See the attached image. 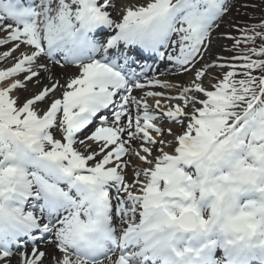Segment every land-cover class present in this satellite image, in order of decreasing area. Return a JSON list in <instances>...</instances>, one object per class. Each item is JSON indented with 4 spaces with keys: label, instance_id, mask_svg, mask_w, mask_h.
I'll return each mask as SVG.
<instances>
[{
    "label": "snow or ice",
    "instance_id": "6c2138e0",
    "mask_svg": "<svg viewBox=\"0 0 264 264\" xmlns=\"http://www.w3.org/2000/svg\"><path fill=\"white\" fill-rule=\"evenodd\" d=\"M114 8V0L27 4L0 0V31L7 33L0 45L18 42L12 52L27 46L12 67L0 71V261L4 264L16 249L21 264H43L45 252H38L36 241L51 242L49 237L61 254L55 264H145L149 247L137 248L147 209L160 204L163 196L184 195L180 184L188 178L178 166L191 161L194 146L225 155L241 141L251 139L250 148L264 145V32L255 31L264 24L253 26V35L235 40L238 47L242 41L256 43L259 37V48H249L230 61L217 56L196 68L205 54L211 56L210 33L226 13L228 0H150L146 6L123 7L119 22L110 14ZM12 52L5 51L4 58ZM165 59L177 72L194 71V79L178 97H165L183 100L185 106L191 103V112L179 105L163 106L162 117L177 123L180 118L190 120L183 135L176 137V155L161 147L155 167L143 169L147 182L139 188L142 194L136 195L135 185L125 183L122 172L128 161L122 158L133 151V140H142V152L152 156L157 145L152 133L161 135L157 126L161 117L147 98L163 94L145 91L138 99L133 91L170 87L155 75L147 78L151 65L145 61ZM49 63L74 65L79 74L60 84ZM213 68L228 71L212 84L214 90H207L202 77L213 76ZM58 88L63 89L59 98ZM198 93L205 98L199 99ZM155 109H162L159 98ZM90 125L94 130L81 139ZM125 133L127 138L122 139ZM86 141L95 142L97 149L79 151L78 143L91 149ZM135 155L152 164L139 151ZM137 219L140 226L134 227ZM244 223L248 224L247 217ZM29 244L31 254L26 255L23 249Z\"/></svg>",
    "mask_w": 264,
    "mask_h": 264
},
{
    "label": "clouds",
    "instance_id": "9594fccd",
    "mask_svg": "<svg viewBox=\"0 0 264 264\" xmlns=\"http://www.w3.org/2000/svg\"><path fill=\"white\" fill-rule=\"evenodd\" d=\"M250 143L251 139L248 143L241 141L225 155L210 154L208 149L200 151L194 146L196 154L191 161L181 164H198L200 178L186 175L178 166L188 178L180 184L184 195L163 196L160 204L149 205L137 251L147 245L149 257L153 254L163 256L167 264H194L200 253L179 244L178 239L181 236L196 239L213 229L240 241L259 239L264 243V200L242 202L243 194L249 189L264 196V145L250 148ZM239 152L245 156L238 157ZM222 167L229 170L222 172ZM248 170L251 175H246ZM160 191H164L163 186ZM204 201L209 204L201 210ZM133 223L134 227L140 226V221Z\"/></svg>",
    "mask_w": 264,
    "mask_h": 264
},
{
    "label": "rangeland",
    "instance_id": "374dc122",
    "mask_svg": "<svg viewBox=\"0 0 264 264\" xmlns=\"http://www.w3.org/2000/svg\"><path fill=\"white\" fill-rule=\"evenodd\" d=\"M115 1L117 2V6H118L119 5L118 3L120 0H115ZM251 1L252 0H228V8H227L226 13L216 22V25H214L213 30L210 33V44L208 47V53H211V56H209L208 54H205L204 58L200 61V63H198L196 65V68H200L201 65L204 64L205 61L212 62L217 56L223 57L225 59V61L231 60L230 54H231L233 46H234L233 45L234 44L233 36L235 35L234 20L236 19L237 15H239V11L243 8V6H245L247 3L251 2ZM121 2H122V4H121L120 10H122L123 7H127V6H132V7L146 6V4L148 2H150V0H121ZM115 7H116V5H115ZM121 12L123 14V11H121ZM228 37H232V38H228ZM0 39H5V36L0 35ZM26 47L27 46H25V48ZM215 62L219 63L222 61L216 60ZM242 62L243 61H236L235 63H242ZM210 71L213 73V76L209 77L206 74L205 77H202L203 86L207 90H214L212 88V84L218 83L219 79L222 78L223 73L228 71V69H222L221 70V69L213 68ZM189 72L192 73V77H194V71H189ZM189 72H188V74H187V72H184V76L189 75ZM179 80L180 79L174 80L175 85L173 86V88L177 89L180 87L179 85L182 83L179 82ZM197 97L199 99L205 98V97H203L202 93H198ZM151 101L154 102L155 99L151 98ZM189 105H190V109L186 113H190L192 110L191 103H189ZM198 106H202V105H198ZM188 120H190V116L187 119L183 118L182 122H179V123L176 122L177 124L175 125L176 126L175 129L180 127V130L174 131V132H173L172 128H170L168 126V123H164L161 125V122H159L160 127L163 130L162 132L164 134L166 132H168V135L164 139L165 145L167 147H170L172 144V148H173L174 152H175V148L179 146L178 141L176 140V137H178L179 135H183L184 131H186V123L188 122ZM183 124H184V128L182 127ZM181 128H183V129H181ZM60 135H61L60 133H58V132L56 133L57 138H60ZM171 138H172V142L171 141L168 142V139H171ZM159 146L160 145H156V147H157L156 149H159ZM135 152H137V151H135L133 149V151H131L129 154H127L123 158V160L128 161L127 168L129 169V172L127 174V180H128L129 185H135V182H137V181H139L138 184H144V183H146V182H144V180L147 179V178H145V179L136 178L137 172H139L141 175L142 171L135 169L136 163L132 159L133 155H135ZM154 155H155V158H157L159 155H162V152H160V151L155 152L154 151ZM237 156L242 158L245 156V153L239 152L237 154ZM181 165H183V164H181ZM196 165L198 167V170L201 172L199 165L198 164H196ZM133 167H134L135 171H134ZM225 168L227 170H229L227 167H222L220 170H223Z\"/></svg>",
    "mask_w": 264,
    "mask_h": 264
},
{
    "label": "bare ground",
    "instance_id": "6f19581e",
    "mask_svg": "<svg viewBox=\"0 0 264 264\" xmlns=\"http://www.w3.org/2000/svg\"><path fill=\"white\" fill-rule=\"evenodd\" d=\"M121 2V0H120ZM111 16L113 18H116L118 19L117 21H119L121 19V10L119 8H114L113 10H111L110 12ZM21 47V46H20ZM5 51H10V49L8 48V45H0V71H3V70H6L7 68L9 67H12L14 65V63L16 62L15 61V58H18L16 57V55H14V53L12 52V55L8 58H4L3 56V53ZM11 52V51H10ZM49 68H50V71L52 74H54L55 77L59 78V82L60 84H65L66 83V80L67 79H70V78H74L76 75L79 74V70L76 66H72V65H67V66H59L58 64H50L49 63ZM154 75L158 77H160L161 75H165V77L170 81L171 78H175V79H180L179 82L182 83V86H181V89H183L184 87H189L190 84H191V80L194 79V77H192V73L189 72V75L187 76H184V72L183 71H180V72H177L176 69L174 67L171 66V62L169 61H165L163 62L162 64H160L157 69H156V72L153 73ZM188 74V72H187ZM171 77V78H170ZM43 83L47 84L48 81L47 80H44ZM28 87L29 88H32L33 87V84L31 82L28 83ZM62 90L61 88H58L55 95L59 98L62 94ZM14 95H16V93L14 92ZM21 96L23 95H26L25 93H20ZM188 95H192V93H189ZM185 106V105H184ZM154 107H155V104H154ZM167 107H172V106H167ZM157 110V112L161 113L166 110V108L162 107V109H155ZM132 113L133 112H136L135 108H132ZM162 118V117H161ZM165 118L164 121H166L167 123L169 124H174L176 121H171V120H168L166 117H163ZM126 117L125 118H122V124L126 125ZM172 127V130L173 132L174 131H179L180 130V127H178L177 129H175V125L174 126H171ZM182 127L184 128V124L182 125ZM181 128V129H183ZM90 130H94L93 126H89V129H86L84 130V132L82 134H84L81 139H85L86 136L88 134H90ZM142 135V134H141ZM152 135L157 139V140H161V139H165L166 136L168 135V132L167 134H162L161 132V135L156 137L155 134L152 133ZM126 133L122 135V139H126ZM171 141L172 142V138L171 139H168V142ZM136 143H141L143 144V141L142 140H133L130 142L132 148L135 147V144ZM140 144V145H141ZM81 144H77V146H80ZM140 145H138L136 147V150L139 151L142 155H145L147 156V153H143L142 152V149L140 147ZM174 145V144H173ZM144 146H149V145H144ZM97 149V146H93L91 145V149ZM164 151H167L169 155H175L174 154V151H173V148H172V144L170 147H167L165 144H164ZM155 152H158V151H155ZM150 158V156H148ZM133 160L134 162L136 163V166L143 168V167H149L151 168V165H148L145 161H140L139 160V157L136 156V155H133ZM155 162H156V158H155ZM153 162V163H155ZM195 167V166H194ZM196 169H198L197 167H195ZM257 198H260V196H255ZM122 198H126V197H122ZM261 200V198H260ZM51 242L47 241L46 243H44L42 246H38V252L39 251H43L45 252V257L42 258L43 259V264H55V258L57 256H60V253H59V249L55 246V241H54V238H51ZM37 247V246H36ZM26 255H28L26 253ZM115 258V257H114ZM1 264H4V262H2ZM8 264H21V257L20 256H16L15 258L11 259L8 261Z\"/></svg>",
    "mask_w": 264,
    "mask_h": 264
},
{
    "label": "trees",
    "instance_id": "16d2710c",
    "mask_svg": "<svg viewBox=\"0 0 264 264\" xmlns=\"http://www.w3.org/2000/svg\"><path fill=\"white\" fill-rule=\"evenodd\" d=\"M242 13H239L238 18H236V23L239 24V29L245 31L248 35H253V32L250 31L253 26L264 24V0H252L251 2L247 3L246 6H243ZM238 25V24H237ZM241 31V32H242ZM248 31V32H247ZM255 31L257 32H264V27H256ZM238 32V31H237ZM240 33V32H238ZM261 39L259 37L256 38V43L252 42H243L239 46L240 50L249 49L252 47L259 48L261 46Z\"/></svg>",
    "mask_w": 264,
    "mask_h": 264
}]
</instances>
